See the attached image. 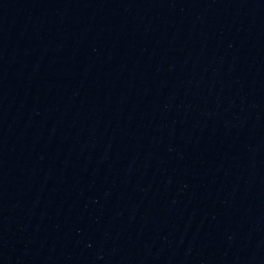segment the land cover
I'll list each match as a JSON object with an SVG mask.
<instances>
[{
	"label": "water",
	"instance_id": "water-1",
	"mask_svg": "<svg viewBox=\"0 0 264 264\" xmlns=\"http://www.w3.org/2000/svg\"><path fill=\"white\" fill-rule=\"evenodd\" d=\"M0 264H264V0H0Z\"/></svg>",
	"mask_w": 264,
	"mask_h": 264
}]
</instances>
